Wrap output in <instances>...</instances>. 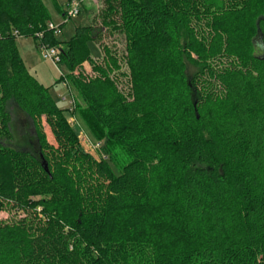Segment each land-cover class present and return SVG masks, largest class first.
<instances>
[{"label":"trees","instance_id":"1","mask_svg":"<svg viewBox=\"0 0 264 264\" xmlns=\"http://www.w3.org/2000/svg\"><path fill=\"white\" fill-rule=\"evenodd\" d=\"M195 1L220 26L200 47L183 32ZM103 3L101 30L79 27L64 43L45 0H0V208L29 212L0 222V264H264V0ZM103 29L125 37L132 90L111 78L107 47L106 70L70 80L105 144L97 162L75 148L17 40L59 48L72 73Z\"/></svg>","mask_w":264,"mask_h":264},{"label":"rangeland","instance_id":"2","mask_svg":"<svg viewBox=\"0 0 264 264\" xmlns=\"http://www.w3.org/2000/svg\"><path fill=\"white\" fill-rule=\"evenodd\" d=\"M80 2L79 0H73ZM45 5L51 16V22L55 26L60 27L57 40L60 42H69L75 35L76 29L79 27L93 26L96 30L102 28V10L104 9L103 0H84L80 2V14L73 18H64L59 9L63 11L67 7V0H58V7H55L50 0H45ZM202 1H195L191 9L190 23L186 30L194 39L199 43L203 42V38H210L218 33L219 21L215 14H206V9L202 6ZM118 32V30H117ZM186 35L183 34V36ZM102 41L99 45L94 42L89 43V50L91 51V61L86 62L76 68L72 73L63 65H54L50 61H45L38 49L39 42H36L33 38H19L17 40V47L20 56L24 62V65L34 76L39 83L47 88H50V92L59 108L62 110V118L66 122L68 132L73 135L75 148L80 149L85 154L90 155L95 161L100 162L108 160L106 158L104 142L95 138L90 132L85 120L80 115L78 110H85V104L81 100L79 91L70 83L71 78L83 77L88 79L97 76L94 72V66H100L106 70L109 65L108 59L105 56L104 47H107L114 55L116 60V67L110 68V76L115 80L121 92L129 96L131 93L130 84V71L126 62V40L122 32L111 34L110 30L103 29ZM198 53H201V49H197ZM198 53L191 52V57L194 60H199ZM204 60V57H200ZM209 63L219 65V63H225L226 60L222 59L216 54L213 57H207ZM189 72L192 75L197 74L199 69L195 68L187 62ZM197 88L199 92H202L204 86L197 82ZM57 84V85H56ZM15 114L18 111L12 109ZM83 112V111H82ZM81 112V113H82ZM63 129V123L59 120ZM41 126L46 136L47 142L57 147L52 132L46 123L45 118L41 120ZM118 175L119 173L115 171ZM41 210L40 208L38 209ZM29 212L16 211L11 206H5L0 208V222L8 224H16L28 217Z\"/></svg>","mask_w":264,"mask_h":264},{"label":"built area","instance_id":"3","mask_svg":"<svg viewBox=\"0 0 264 264\" xmlns=\"http://www.w3.org/2000/svg\"><path fill=\"white\" fill-rule=\"evenodd\" d=\"M66 18H73L80 14V2L72 1L67 4V7L65 9ZM48 29L54 32V35L57 37L59 35L60 27H57L54 25L53 22H50L48 24ZM41 38L42 35H39ZM38 49L40 51V54L42 58L45 61H50L54 65L61 64V50L59 48H53L49 47L48 45L42 43L38 45Z\"/></svg>","mask_w":264,"mask_h":264},{"label":"water","instance_id":"4","mask_svg":"<svg viewBox=\"0 0 264 264\" xmlns=\"http://www.w3.org/2000/svg\"><path fill=\"white\" fill-rule=\"evenodd\" d=\"M46 171L48 172L47 165H45Z\"/></svg>","mask_w":264,"mask_h":264}]
</instances>
